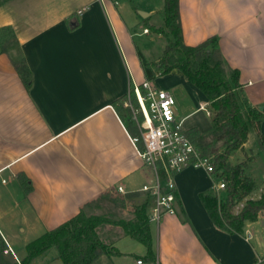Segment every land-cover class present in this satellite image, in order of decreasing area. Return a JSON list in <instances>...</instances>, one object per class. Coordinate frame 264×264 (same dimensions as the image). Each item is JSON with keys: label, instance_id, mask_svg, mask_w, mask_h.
<instances>
[{"label": "crops", "instance_id": "crops-1", "mask_svg": "<svg viewBox=\"0 0 264 264\" xmlns=\"http://www.w3.org/2000/svg\"><path fill=\"white\" fill-rule=\"evenodd\" d=\"M179 18L186 46L219 39L227 66L239 72V98L261 114L259 130L249 133L256 134L264 155V0H179ZM11 31L14 48L5 42ZM129 36L116 0H0V184L6 197L19 192L23 198L18 223L25 234H35L31 242L80 212L106 221L128 218L144 201L138 190L151 172L131 142L130 121L115 110L131 86L149 78ZM16 51L28 68V83L15 70ZM147 71L151 78L157 74ZM162 79L160 87L153 83L172 93L177 117L185 123L205 111L211 121L208 127L189 123L187 133L209 138L213 124L205 96L178 71ZM237 164L249 177L246 165ZM18 174L29 181L28 192ZM174 183L176 215L148 224L154 261L145 246L117 228L105 264H264V216L246 222L240 234H227L199 200L200 194L213 195L208 174L185 169ZM254 183L237 210L264 195V180ZM118 186L124 195L116 193ZM14 205L12 200L0 208V221ZM1 226L6 223L0 235L18 264H63L55 248L28 258L31 242L18 255Z\"/></svg>", "mask_w": 264, "mask_h": 264}, {"label": "trees", "instance_id": "trees-1", "mask_svg": "<svg viewBox=\"0 0 264 264\" xmlns=\"http://www.w3.org/2000/svg\"><path fill=\"white\" fill-rule=\"evenodd\" d=\"M162 17L164 28L160 30L149 25L148 18L144 20L146 24L144 29L164 36L167 43L159 59L154 62H141L142 69L143 71L151 70L160 76L178 71L207 99L213 124L210 142L204 143L203 137L196 131L188 134L204 154L212 156L215 172L220 173L219 176L226 184V197L224 200H219L215 195L200 194L199 200L215 227L227 234H240L246 222H254L259 216H264V195L259 200H247L242 208L237 210L238 204L253 191L255 183L252 178L243 176L241 165L231 164L229 158L231 154L243 148L250 128L256 132L259 130L261 114L250 108L245 100L239 98L238 90L241 87L239 72L227 66L216 36L209 37L196 46H186L183 43L179 18V0H163ZM14 67L19 76L28 83L29 71L25 62L22 66L24 73L19 71L17 64H14ZM132 94L131 86L129 95L119 100L115 110L118 112L123 110V103L128 98L135 106L136 101ZM125 111L130 121V125L127 126L128 133L131 137L138 136L139 129L132 120L131 110ZM218 145L224 147L223 152L219 151ZM139 148H142L141 145ZM16 179L22 189L28 192L30 183L25 176L18 174ZM144 199L142 205L135 208L132 216L128 218L106 221L101 217L78 213L59 227L28 244L26 246L28 258H36L45 250L55 248L63 264H77L74 249L81 245H89V249H98L101 242L97 227L107 224L118 228L121 235L145 246L147 258L153 262L148 227L149 204L148 199Z\"/></svg>", "mask_w": 264, "mask_h": 264}, {"label": "built area", "instance_id": "built-area-1", "mask_svg": "<svg viewBox=\"0 0 264 264\" xmlns=\"http://www.w3.org/2000/svg\"><path fill=\"white\" fill-rule=\"evenodd\" d=\"M144 33H148L147 30ZM132 91L136 105L133 106L128 98L124 106L131 110L132 120L139 129V135L131 137V142L151 172V179L138 190L148 199L149 222L158 224L164 216L176 215L174 176L185 169L203 170L208 174L214 181L211 190L215 196L225 191L226 184L220 173L215 172L212 156L204 154L190 139L184 128V119L177 117L172 93L159 89L151 79L143 80L139 86L134 85ZM200 109L204 107L200 106ZM116 193L124 195L125 191L118 186ZM137 263L141 264V261Z\"/></svg>", "mask_w": 264, "mask_h": 264}, {"label": "rangeland", "instance_id": "rangeland-1", "mask_svg": "<svg viewBox=\"0 0 264 264\" xmlns=\"http://www.w3.org/2000/svg\"><path fill=\"white\" fill-rule=\"evenodd\" d=\"M116 1L119 5V10L121 11L122 16L125 20V26L129 29V40L131 42L132 49L135 52L137 59L139 60V68L142 71L143 69L141 66V62H154L159 59L167 43V40L164 36L154 34L151 31L148 33H144V28L146 27V24H144V20L147 18H142L140 12L150 15V10H156L154 14H152L151 17L148 19V24L154 26L156 29H163V0ZM12 6H15L12 9L13 11L18 9V6L16 7L15 4H13ZM32 7L33 6H31V8ZM5 40L6 45H9L11 43L13 44L14 48V44L16 43V37L12 31L11 33L8 32ZM6 45H3V47H5ZM12 56L14 58V64H17V66L19 67V71L21 73H24V70L22 68L24 61L20 58L19 52H13ZM145 71L147 73V77H149L148 79H150L151 72L147 70ZM165 76H160L158 75V73L153 76V81L158 87L162 85L161 82H163L164 80L162 79V77ZM136 85L139 86L140 84ZM119 113L121 116L124 117L125 121L129 122L128 114L126 111L121 110V112ZM181 117L182 116L178 118L180 119ZM193 122L200 123L202 127H208L209 125H211V121L207 117L205 111H202L188 119L184 123V128H187V125ZM248 139L249 141L245 149L238 150L231 154L229 161L231 162V164L234 165L239 162H243L246 165L248 176L260 183L261 180H264V155L261 153V150L258 147V140L256 134H254L252 130H250ZM210 140L211 137H206L203 139V142L208 143L210 142ZM218 148L220 152H223L224 147L222 145H218ZM211 182L213 184L214 181L211 179ZM217 183L218 181L216 180V184ZM5 188L6 186L0 184V208H7L9 203L13 200V203L15 204L14 208L17 211L15 209L14 211L10 210L7 216L4 217L5 219L0 221V225H2L3 222L6 223V227L1 226V231L5 236L8 237V242L11 244V247L19 255L20 253L24 252L22 246L25 243L34 240L36 236L35 234L29 235L28 233L25 234L24 232H22L24 230V226L18 223V211L22 207L23 198L19 195V192H17L18 194L14 195L11 200V198L6 197L4 194ZM211 193L214 195L213 190H211ZM225 197L226 195L221 192L218 194L219 200H224ZM142 199L145 200L144 197ZM97 232L99 240L101 242L98 249H89V245H81L74 249L77 264H105L104 258L109 253H111V249H109L111 239L117 237L118 235H120V233L117 232L116 227L107 224H103L97 227ZM0 249V264H11L12 262L18 263V260L15 258V256L10 251H8L9 249L7 248V245L1 235ZM6 251H8V253Z\"/></svg>", "mask_w": 264, "mask_h": 264}, {"label": "water", "instance_id": "water-1", "mask_svg": "<svg viewBox=\"0 0 264 264\" xmlns=\"http://www.w3.org/2000/svg\"><path fill=\"white\" fill-rule=\"evenodd\" d=\"M140 15L142 16V18H147V16H148V14L141 13V12H140Z\"/></svg>", "mask_w": 264, "mask_h": 264}]
</instances>
